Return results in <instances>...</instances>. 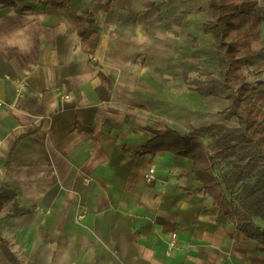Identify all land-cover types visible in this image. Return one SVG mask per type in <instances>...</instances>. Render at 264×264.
<instances>
[{"label": "crops", "instance_id": "1", "mask_svg": "<svg viewBox=\"0 0 264 264\" xmlns=\"http://www.w3.org/2000/svg\"><path fill=\"white\" fill-rule=\"evenodd\" d=\"M257 1L249 81L264 76ZM14 2H0V193L22 210L0 214V264H13L6 250L23 264L15 251L28 245L32 257L64 264H264L259 242L202 190L192 159L140 153L158 122L181 132L230 126L226 99H203L182 80L202 59L213 62L210 44L188 27L195 1ZM61 7L92 21L94 53ZM150 168L156 179L147 182ZM8 229L19 241L7 243Z\"/></svg>", "mask_w": 264, "mask_h": 264}, {"label": "trees", "instance_id": "2", "mask_svg": "<svg viewBox=\"0 0 264 264\" xmlns=\"http://www.w3.org/2000/svg\"><path fill=\"white\" fill-rule=\"evenodd\" d=\"M16 6L14 0H0ZM76 22L82 36V49L94 53L100 34L93 30L92 21L80 16L75 10L64 8ZM89 22V31L85 24ZM203 36H211L210 50L217 60L218 76L202 74L204 79L189 80L188 87L203 99L219 97L228 101L223 110L225 120H234L235 125L210 122L200 127L191 125L181 132L164 122L152 128L155 136L140 150V153L171 151L193 160V174L202 185V190L211 196L221 212L236 229L246 237L259 242L264 251V88L261 80L249 81L244 70L249 67V58L254 54L253 42L261 38L262 15L257 0H208L207 19L203 23ZM205 38V37H204ZM203 38V39H204ZM195 46L198 40L195 37ZM201 75V76H202ZM102 80L109 88L112 83L104 75ZM218 164L231 165L225 177L231 186L258 174L256 183L249 187V199L243 204L228 198L216 174ZM9 210H22L13 201V195L0 193V214ZM256 218L263 221L258 223ZM13 264H20L17 256L5 251Z\"/></svg>", "mask_w": 264, "mask_h": 264}, {"label": "rangeland", "instance_id": "3", "mask_svg": "<svg viewBox=\"0 0 264 264\" xmlns=\"http://www.w3.org/2000/svg\"><path fill=\"white\" fill-rule=\"evenodd\" d=\"M170 1H175V2H182L183 3H188V2H191L193 0H170ZM196 3H199V7H198V10L200 12V14L205 18L204 20L207 19V12H208V0H194ZM154 3V0H146V4H148V6H152ZM135 7V5L133 6V8ZM205 22V21H204ZM203 22V23H204ZM203 25V24H202ZM202 29H203V26H202ZM203 31V30H202ZM205 38V41L206 43L208 44V47H209V44H211V36L209 35H205L204 36ZM208 54V57H210L212 61H204V59H202V61L198 62V64H201V67H198L196 70L194 71H187V72H184L181 76H182V80L183 82L187 85L188 87V82H187V78H189V80H197L198 78L200 79H204L203 75L204 73H213L214 75L218 76V66L215 64L214 62V54L211 52V50H209L207 52ZM202 58V56L200 57ZM249 68V67H248ZM202 75V76H201ZM256 82V81H255ZM215 111V110H214ZM215 113V112H214ZM219 115H221L219 112H218ZM218 114H213L214 116L216 117H219ZM218 115V116H217ZM230 124V126H234V120H227ZM231 165H228V164H218L216 166V174L219 178V180L221 181L224 189H225V193L226 195L228 196V198L230 199H233V200H237L239 201L240 203H244L246 202L248 199H249V190L248 188L253 186L255 183H256V179L257 177L259 176L258 174H256L255 176L249 178L248 180L246 181H243V182H239V183H234L229 186L227 183H226V179L225 177L227 175L230 174L231 172ZM40 210H42L40 208ZM17 214V213H15ZM14 213L12 214H8L7 216H5L3 218V227L6 226V224L8 222H11L15 216ZM16 220V219H14ZM256 220L258 221V223L260 224H263V221L256 218ZM1 223V224H2ZM35 223V222H34ZM7 237H5L6 241L8 244L12 243V242H17V240L19 241L18 239V236L17 235H14L13 234V231L11 230H7V234H6ZM25 248H27L26 250L25 249H22V250H19V251H15V253L17 255H19V258L21 259V261L23 262V264H64L62 262H59L58 260L56 261L54 259V255L50 256V260L48 261V259L46 260L45 258H40V257H37V255H34V257H32L31 255V251L29 248H31L30 245L28 246H24ZM55 252V251H54Z\"/></svg>", "mask_w": 264, "mask_h": 264}, {"label": "bare ground", "instance_id": "4", "mask_svg": "<svg viewBox=\"0 0 264 264\" xmlns=\"http://www.w3.org/2000/svg\"><path fill=\"white\" fill-rule=\"evenodd\" d=\"M192 5H193L192 14L188 16L189 20H190V23L188 24V27L196 35L203 36L202 24H203V21H204V17H201V15L197 14L198 12H196V10H197V8L199 6V3L193 2Z\"/></svg>", "mask_w": 264, "mask_h": 264}, {"label": "built area", "instance_id": "5", "mask_svg": "<svg viewBox=\"0 0 264 264\" xmlns=\"http://www.w3.org/2000/svg\"><path fill=\"white\" fill-rule=\"evenodd\" d=\"M259 80L264 81V76H262ZM147 182H152L156 179V171L155 168H150L149 171L145 175ZM170 249H174L177 245V234L173 232L170 242H169Z\"/></svg>", "mask_w": 264, "mask_h": 264}]
</instances>
